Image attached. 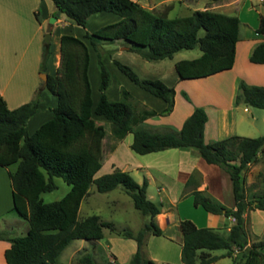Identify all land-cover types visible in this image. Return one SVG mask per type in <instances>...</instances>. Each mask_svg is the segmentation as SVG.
<instances>
[{"label": "trees", "instance_id": "obj_1", "mask_svg": "<svg viewBox=\"0 0 264 264\" xmlns=\"http://www.w3.org/2000/svg\"><path fill=\"white\" fill-rule=\"evenodd\" d=\"M53 15L63 14L72 24L84 28L88 18L98 13H112L117 20L101 25L81 38L63 33L58 39L59 61L54 74H46L44 89L56 98L52 115L32 133L27 134L25 122L38 110L40 92L28 102L8 109L0 95V166L15 163L8 172L10 210L27 220L28 228L21 236H12L10 230H0V240L9 246L3 251L5 264H56L62 249L73 239L95 241L102 238V229L112 231L109 222L97 215L77 219L80 201L90 184L98 192H107L121 186L130 197L133 207L147 220L133 233L123 230L118 235L132 239L135 251L129 264H155L144 256L147 235H162L154 217L160 213V204L146 197L147 181L139 184L128 172L114 169L94 177L100 169L97 142L105 130L96 124L93 116H101L109 124V132L116 140L131 134L129 148L138 155L169 148H194L207 164H214L230 180L233 207L227 208L203 190H191L193 206H200L208 214H222L234 222L223 233L209 227H196L189 219L179 221L181 234L180 262L182 264H210L220 257H229L231 264H264L261 249L264 239L248 240L243 214L246 210L264 211V191L253 192L247 198L243 171L264 152V133L254 138L232 135L205 143L203 128L207 120L202 107H193L177 131L156 132L142 126L144 120L166 116L172 111L174 89L159 79L140 78L129 66L117 60L112 64L141 90L162 100L160 110L135 107L130 93L120 88L121 98L110 100L105 91L110 76L101 54L96 51L98 41L123 42L145 60L170 59L179 50L198 47L194 58L174 62L180 80L200 79L226 71L232 67L237 42L238 18L209 9H195L186 16L168 18L133 0H50ZM255 32L264 39V18L259 16ZM87 43L96 51L99 71L98 96L93 103L88 80L89 53ZM49 51L42 47L40 67ZM251 63H264V40L250 52ZM234 104L239 102L264 109V86L237 83ZM181 96L190 101L184 91ZM54 177L68 185L58 200L43 202L41 194L56 188ZM190 175L185 182L189 185ZM222 250L220 255L211 251ZM75 264H98L84 252ZM172 264V263H164Z\"/></svg>", "mask_w": 264, "mask_h": 264}, {"label": "rangeland", "instance_id": "obj_2", "mask_svg": "<svg viewBox=\"0 0 264 264\" xmlns=\"http://www.w3.org/2000/svg\"><path fill=\"white\" fill-rule=\"evenodd\" d=\"M147 4L150 6L155 5L154 12L163 13L166 10L167 4L162 3L164 1H170L168 4L171 6L167 14L168 18H173L177 16H186L190 14L195 9H209L213 11H218L228 15L240 13V29L249 27L256 24L258 15L261 13L264 16V0H146ZM238 9V10H237ZM237 10V11H236ZM166 12V11H165ZM98 15V14H97ZM92 15L88 18L84 28L76 26L71 23L72 26L64 29L63 32H69L75 37L80 38L81 33L87 31L90 32L95 30L109 22L110 18L115 16L111 13H103V16ZM108 15V16H106ZM54 17V16H51ZM50 17V18H51ZM116 17V16H115ZM44 22V24H49V19ZM31 26V25H30ZM26 26L19 34V38H23L25 42L29 40L31 34V27ZM46 33L43 32L41 43L44 41V36ZM50 34V33H49ZM50 40V37H49ZM96 45V51L101 54V60L105 68L107 69L110 76L111 90L109 91L110 100H115L121 98L119 89L124 88L129 91L130 85H134L129 81L117 68L112 64L111 60H117L122 64L129 66L140 78H149V79H159L164 84H172L176 77L175 70L173 68V63L179 59H190L199 55L200 51L198 47H194L190 50H179L172 55L170 59H160V60H145L140 56L135 50H129L127 46L121 41L114 42H104L98 41ZM47 47L48 51H52V57H49V60L46 59L45 66L47 68V73L49 75L54 74L55 68L58 66L59 61V49L56 47L57 39L53 38L50 43L48 41ZM59 46V45H58ZM90 53V60L88 66V80L91 91V99L93 103L96 101L98 96V84H99V71L96 63V51H94L89 43H87ZM57 48V50H56ZM92 53V55H91ZM52 59L54 60L52 63ZM41 60V59H40ZM52 63V64H51ZM20 70V69H19ZM18 73L14 76L13 85L20 86L21 82L18 80ZM40 73L45 72L41 71L40 62L38 66V71L34 73L36 81H38V87L35 91L31 93L33 97L35 92L39 91V88L42 85V81L39 77ZM120 75L125 79L126 83L123 85V82L120 83L117 94H115L116 86L119 84ZM221 75H228L226 72H223ZM220 76H208L205 79H190L182 80L181 88L178 90H184L190 95L189 99L193 102L196 99L197 95L200 93L202 95L201 89L203 84H209L213 88L214 83ZM21 79V78H20ZM183 86V87H182ZM44 88V86H43ZM132 88V87H131ZM134 89V88H132ZM41 90V89H40ZM45 95L50 94L47 90L42 89ZM143 91V90H142ZM131 103L135 107L146 106L147 108H153L157 102L149 103L150 105H144L142 101L138 99V94L135 92L131 93ZM144 93H146L144 91ZM31 97V99H32ZM30 99V100H31ZM116 99V100H117ZM214 100V99H213ZM184 104H187L184 102ZM177 106L178 110H175L170 116L163 118L162 126L154 127L146 124H142L144 128L153 129L158 132H170L177 131L180 128V119L183 116V105ZM152 105V106H151ZM240 105H243L240 104ZM239 105V106H240ZM200 107V106H199ZM207 107V106H206ZM250 112L253 113L254 118H250V115L247 112L242 111V106L239 107L236 116H241V119L235 126V133L243 137L254 138L264 133V118L261 113H264V110L259 108H254L248 106ZM206 115L208 116L209 125L213 126V130L209 132V138H212L214 141L221 140L224 135H221L222 131L220 128V119L217 117L219 108L216 104L208 106L206 108ZM37 117V116H36ZM96 124L102 125L105 130L104 136L99 139L97 142V156L99 157V162L101 164L100 169L96 172L94 177H98L102 174L109 173L114 169H124L128 174L133 178L137 183H141L142 179L146 176L144 170H138L139 165L145 164L148 161V156L138 155L130 150L129 143L131 142V134L128 133L123 139L116 140L114 139L109 132V124L101 116H93ZM165 123L168 125L165 127ZM213 133V134H210ZM212 135V137H211ZM207 136V134H206ZM205 136V138H207ZM211 139V140H212ZM206 142H209L208 139ZM205 142V143H206ZM212 142V141H211ZM194 149V148H192ZM195 150V149H194ZM164 159V163L161 166H168L167 169L170 173L173 170V164L175 165L174 158H169L167 153L161 154ZM150 158V157H149ZM162 162V161H160ZM15 163L10 164L6 167L0 166V230H10L12 236H21L25 233L28 228V222L25 219L20 218L15 214L13 210H10V186L9 179L7 176L8 172H12L15 169ZM159 169V168H158ZM157 174V173H156ZM197 175L195 174V177ZM244 176V189L245 195L248 198L251 193L256 192L260 193L264 191V157L259 156L258 159H255L251 162L246 169L243 171ZM147 177V176H146ZM154 178H149L148 186L146 189V197L151 201L158 203L159 199L163 206L170 198V195L178 189L176 181H170L168 178L160 177V175H154ZM163 179V181H161ZM53 181L56 188L41 194L43 202H51L58 200L61 196L68 190V185L65 184L60 178L54 177ZM159 183H166L167 188L164 186V193L160 195L157 192L156 187ZM185 202L180 201L178 203L179 215L186 216L190 215L192 218H195L198 224H203V211L199 208H194L192 205L184 204ZM234 209V207H231ZM244 227L248 236V240H260L264 239V211L252 209L246 210L244 212ZM88 215H97L100 220L111 223L112 231H109L107 228L102 229V238L90 241L86 239H73L62 249L56 258V264H75L77 258L80 254L87 252L89 253L93 260L98 264H129L130 256L132 255L131 245H134L132 239L124 238L118 235L119 232L123 230H129L135 233L138 228L142 225L143 222L147 220V217L142 216L137 209L133 207L130 197L124 192L121 186H117L114 189L107 192H98L95 189L94 184H90L88 187L86 195L82 198L79 204L77 219L81 220ZM228 223V221H225ZM220 233H223V229L216 228ZM162 235H147L145 238V244L143 246L144 256L152 259L155 264H164L169 263L164 261L165 258L170 254H174L177 251V246L175 241H172L170 236L178 235L174 228L164 227L162 229ZM131 243V244H130ZM117 253H115V252ZM114 252L117 255V260L114 262L109 260V253ZM222 250L211 251L212 255H218ZM166 255V256H165ZM165 256V257H163ZM215 264H231L230 259L225 258L222 260L215 261Z\"/></svg>", "mask_w": 264, "mask_h": 264}, {"label": "crops", "instance_id": "obj_3", "mask_svg": "<svg viewBox=\"0 0 264 264\" xmlns=\"http://www.w3.org/2000/svg\"><path fill=\"white\" fill-rule=\"evenodd\" d=\"M133 1H136L141 6L150 10H154L155 8V5L149 7L146 0ZM168 2L170 1L162 2L167 4L165 10L166 12L164 11L166 13V16L168 12L172 10ZM53 12L54 6L50 0H0V95L5 101V104L8 109H13L22 103L28 102L32 97L31 93H33L36 87H38V81H36L34 73L38 71L42 47L45 45L41 43L43 32L50 33L49 43L53 38L57 39L56 47H58L59 36L63 33H69L63 31L64 29L72 26L71 23L65 18L63 14H58L57 17H55L53 15ZM99 14L103 16V13H98V15H96L101 16ZM51 16H54L55 20L52 23L45 25L44 22H46V20ZM115 16L111 17L108 23L117 20L118 17ZM259 16H262L264 18L261 13H259L258 18ZM237 18L238 40L235 43L234 60L232 67L226 71L213 74V76H220L219 74H223V72H226V74L228 75H221L219 79L215 81L213 88L209 86L210 83H204L202 85L203 88L201 89L202 95L199 93L196 99L193 100V102L191 100L188 102L181 96V91L184 90H178V88H181L180 85L182 84V80H180L176 75L172 84H168L174 89V103L172 111L168 115H166V117L170 116L175 110H178L177 106H180L179 103L184 104V102H186L187 104L183 105V116L180 119V123L182 124L185 118L191 113L193 107L200 106L204 109L206 113V108L208 106L210 107L216 104V106H218L219 108L217 117L220 119L219 125L222 131L221 135H224L225 138L232 135L241 136L235 133L236 123H238L241 119V116H236L235 113L238 112L240 106H242L243 112H247L250 115V118H254L253 113L249 111L247 105H240L242 104L241 102L234 104V96L236 94L237 83L239 81H243L247 85L264 86V63L255 64L251 63L248 60V57L253 47L264 39L260 34L255 32V28L258 25V19L256 24L250 26V28L245 27L243 29H240L239 10ZM26 26H30L32 31L27 42H25L23 38H19V34L23 32ZM83 33H81V37ZM89 51L90 50L88 48V53ZM49 57H52L51 50H49L47 60H49ZM53 61L54 60L52 59V63ZM17 71H19L17 78L21 82V85L19 87L16 85L12 86L14 76ZM46 71L47 68L44 65L43 72L48 74ZM118 76L120 77V79L119 84L116 86L117 88L115 94H117L118 92L117 90L119 89L120 83L123 82V85L126 83L123 77H121L120 75ZM206 78H208V76L205 78H200V80H206ZM111 85L112 84H110L105 91L109 99V91L112 87ZM130 86L134 89L128 86L129 91H131V93L136 91L135 93L138 94V99L141 100V103H144V105H150L149 103L157 102L155 107H153V109L157 111L165 106V103L162 100L155 98L148 93H144V91H142L139 87L137 89L132 85ZM39 89H41V92L38 110L32 117L27 119L25 122L27 134L32 133L42 122L51 117V109L55 106L56 103V98L54 95H45V93L42 91V89H44L42 85ZM185 93L187 94V96L190 97L187 92ZM114 99L116 100L117 97H114ZM261 115L264 118V113H261ZM166 117H151L144 120L142 124H147L148 127H160L163 125L162 121L160 120ZM208 122L209 120L207 116V120L203 128L204 142L207 141L205 139H208V141L210 139L209 142L214 141L212 138H209V132L213 130V126L209 125ZM164 126L167 127L168 125L165 123ZM148 130L150 129L148 128ZM150 131L154 130L151 129ZM205 136L207 138H205ZM164 153H167L169 158L176 159L175 165L173 164V170L171 171L172 173H170L167 169L168 166H161L164 163V159L163 157H161V154ZM144 155L148 156L149 162H145V164L139 165L137 169L144 170L147 177L145 176L143 179H146L147 186L149 181L148 179L154 178L153 176L158 174L160 175V177L168 178L170 179V181H176L178 183V189L174 191L172 195H170V198L166 200L167 202L164 206L161 202V199H159L158 203L160 204V213H158L154 217V220L161 230L165 226L169 228L173 227L175 232L178 234L172 235L170 236V238H168L172 241H175L177 251L174 254H169L164 261L172 264H182L180 262V245L182 241L179 229L180 220L189 219L195 224L196 227H209L213 229L219 228L223 229L224 231L228 230V228L234 222L231 217H224L222 214H208L200 206H193L192 195L190 194L191 190H203L214 200L223 204L227 208H231L233 207V197L229 177L218 166L214 164L205 163L199 157L198 152L192 148H169L158 152L147 153ZM260 155L264 157V152L258 153L256 159H258ZM121 170L125 171L124 169ZM195 174L197 175L196 177ZM190 175L193 176V179L191 183L186 186L185 182ZM161 181H163V179ZM164 186L165 188H167L166 183H159V185H157L156 187V190L158 193H160V195L164 193ZM180 201H183L188 205H192L194 208L201 209L204 212L202 215L203 224H198L196 220H194L195 218H192V216L190 215H179L178 212L180 208L178 207V203ZM244 217L245 214H243V218ZM226 220L228 221V223L225 222ZM8 246L9 243L7 241L0 240V264H5L3 258V251ZM130 250L133 252L135 251V242L134 245H131ZM260 251L264 257V248ZM114 252H111L108 255L109 260L111 262L117 260V253L115 252V254ZM222 253L223 251L220 254ZM225 258L230 259L229 257H220L215 261L222 260ZM215 261L210 264H215Z\"/></svg>", "mask_w": 264, "mask_h": 264}, {"label": "water", "instance_id": "obj_4", "mask_svg": "<svg viewBox=\"0 0 264 264\" xmlns=\"http://www.w3.org/2000/svg\"><path fill=\"white\" fill-rule=\"evenodd\" d=\"M54 20H55V17H51V18L49 19V23H52ZM49 36H50L49 33H46V34H45V36H44V41H43L44 44L48 43V41H49ZM39 77H40V79H41V81H42V86H44V85H45V81H46V74H44V73H40V74H39Z\"/></svg>", "mask_w": 264, "mask_h": 264}]
</instances>
